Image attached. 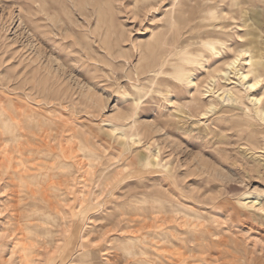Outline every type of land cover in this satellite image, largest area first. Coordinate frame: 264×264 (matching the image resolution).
<instances>
[{
	"label": "rangeland",
	"instance_id": "1",
	"mask_svg": "<svg viewBox=\"0 0 264 264\" xmlns=\"http://www.w3.org/2000/svg\"><path fill=\"white\" fill-rule=\"evenodd\" d=\"M251 40L264 0H0V264H264V119L206 88Z\"/></svg>",
	"mask_w": 264,
	"mask_h": 264
},
{
	"label": "bare ground",
	"instance_id": "2",
	"mask_svg": "<svg viewBox=\"0 0 264 264\" xmlns=\"http://www.w3.org/2000/svg\"><path fill=\"white\" fill-rule=\"evenodd\" d=\"M206 25L208 26L210 24L203 23V22L198 24L199 27H204ZM199 37H203V36H199ZM253 42L254 40H251L250 46L248 45L247 47H244L238 50L237 54L227 62L226 68L218 70V74L216 76L211 74V77L208 81V86L206 88H207L208 93L214 94L216 91L217 92L219 91L217 90L218 88H216L218 77L221 79H224L228 83H235L233 81V77L237 76L238 81L236 82L245 88L246 93H247V98L250 101V103L253 105V109L255 113L264 119V106L262 105L264 103V91H263V94L261 95L256 94L259 88L264 87V50L260 49L258 46H255V45H254L255 47H253L251 45ZM201 44H203L207 48H210V50L212 51H214L216 48L214 43L211 40H202ZM201 60H202V57L195 56L192 51L189 52V49L182 50L179 55H177L176 57L173 56L172 58H169L166 61V63H168V66L161 70L160 75L163 76V81H165L166 83L174 84L176 86L177 84H180V83H182L181 85H183V82L184 83L193 82L194 84L196 83V85L198 86L199 82L195 81L193 67L195 65H198V63H202ZM242 61H244V63L246 62L245 65L243 66H241ZM187 84H190V83H187ZM222 93H224V95L221 96V93H218V97H220L223 101H230L237 105L238 104L241 105V107L243 105L245 108H247V106L242 101L241 93L236 88V86L234 85L230 87L226 86L223 89ZM195 100H198V97H195ZM210 104L211 105L209 109H213L215 107V103L212 102ZM121 133L125 134L123 130L121 131ZM24 154H25V149L23 145L18 143L15 148V156L18 159L17 161L18 164H23V162H27V160L23 157ZM245 198H246L245 204H248V202L254 205L255 203H260L258 199H255V198L250 199L249 196H246ZM171 216L172 215H170V217ZM198 231L199 230H197L196 233L191 232V234H193L192 241L195 242L194 245L183 244L184 246L187 247L189 252L190 251L191 252H194V251L202 252L206 248L205 243L196 242L199 239L205 238L203 237L204 233L202 232L198 233ZM164 237L165 236L162 235V238Z\"/></svg>",
	"mask_w": 264,
	"mask_h": 264
}]
</instances>
